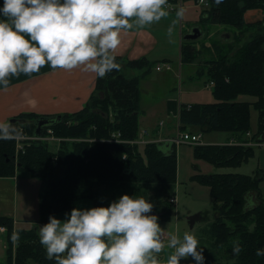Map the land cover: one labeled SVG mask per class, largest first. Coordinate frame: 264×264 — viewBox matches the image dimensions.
<instances>
[{
    "label": "trees",
    "instance_id": "16d2710c",
    "mask_svg": "<svg viewBox=\"0 0 264 264\" xmlns=\"http://www.w3.org/2000/svg\"><path fill=\"white\" fill-rule=\"evenodd\" d=\"M178 1L169 0V3ZM206 1L209 6L205 9L203 23L230 25L239 37L249 34V29L255 32L237 48L232 59L225 53L209 61L208 81L213 83L215 100L181 103L179 126L181 129L196 126L205 131L229 132L238 141L264 140V19L254 26L244 20L246 10L264 9V0ZM197 54L198 49L191 41L181 44L182 62H193ZM116 59L120 68L104 77L96 76L94 88L80 110L57 115L22 113L16 117L24 120L22 123L8 121L17 131L9 138H0V178L24 171L40 181L38 210L42 225L48 222L49 215L69 211L81 199H95L96 193L118 183H155L162 190L176 182L173 143L154 141L140 151L130 142L140 130L141 77H129L123 69H144L143 76L148 72L149 61L145 56L128 59L116 55ZM240 95L256 99L238 101ZM251 108L257 111L258 128L247 137L246 133L251 130ZM58 115L60 118L55 119L54 124L44 127L41 137L34 136L35 120L53 119ZM48 129L53 136L61 138L55 150L42 138L48 135ZM117 133L119 141H114ZM18 137L23 138L17 141ZM17 143L21 148H17ZM195 151L215 166L235 167L252 156L253 147L197 144ZM262 176L263 173L257 177L226 173L195 177L211 189L215 217L209 232L214 243L224 246V253L240 264H264V255H257V249L264 248V198L258 187ZM246 195L255 197L254 207H245ZM170 204L156 207L160 219L166 218ZM98 205L100 203L96 202L95 206ZM247 221L254 225H247ZM0 226L5 228L6 264H56L40 244L37 226L15 229L13 219L6 216H0ZM236 242L242 245L239 253L233 252Z\"/></svg>",
    "mask_w": 264,
    "mask_h": 264
},
{
    "label": "clouds",
    "instance_id": "9594fccd",
    "mask_svg": "<svg viewBox=\"0 0 264 264\" xmlns=\"http://www.w3.org/2000/svg\"><path fill=\"white\" fill-rule=\"evenodd\" d=\"M220 0H217L219 3ZM169 0H3L0 5V84L20 73L80 68L104 77L119 69L116 51L123 33L143 29L167 16ZM185 9H176L182 17ZM172 27L168 34L171 36ZM17 130L0 122V138ZM245 207L256 200L245 196ZM143 195L122 194L109 204L73 207L64 219L49 215L38 227L39 241L56 264H205L204 248L189 231L164 229ZM170 248L167 259L160 253ZM242 245L236 242L233 252ZM264 255V248L257 249Z\"/></svg>",
    "mask_w": 264,
    "mask_h": 264
},
{
    "label": "rangeland",
    "instance_id": "374dc122",
    "mask_svg": "<svg viewBox=\"0 0 264 264\" xmlns=\"http://www.w3.org/2000/svg\"><path fill=\"white\" fill-rule=\"evenodd\" d=\"M179 1L180 2L177 4L168 3L165 6L169 14L158 21V25L148 26L159 36V42L155 44V46L157 44L158 46H154L151 49L152 53L150 51L147 56L149 61L148 72L146 77L140 80L141 99L139 104V129L147 128V131H151L153 128L156 129L154 131H156L157 135L166 132V134L171 136L179 129L195 134L200 133L202 142L199 144L221 143L217 145H225L226 143H236L253 147V154L246 161H243L235 167L215 166L196 154L195 144L182 143L175 145L177 172L176 182L173 186H164L163 189L160 190L155 183L134 184L125 181V184L121 185L118 183L115 187L111 186V188L102 189L95 194V199L86 198L81 200L77 207H92L96 202L106 206L113 199L127 193L130 195H143L151 199L155 203L153 212L155 210V212L159 213L156 207L168 205V198L171 196L175 199V202L169 203L171 206L166 218L159 220L167 234L178 231L182 236L185 231L193 232L198 237L200 246L204 248V255L206 257L205 264H240L237 259L231 258L224 253V249H226L224 246H217L214 243V239L209 232L210 223L213 222L215 216L212 210L214 201L211 196V189L209 186L198 182L195 177L198 174L208 175L226 173L257 177L263 173V176L258 181V187L261 197L264 198V140L252 139L254 145H250L242 143L250 139L238 141L236 136H232L229 132L205 131L196 126L181 129L178 125V119H175L171 110H169L170 113L165 110L164 99L165 93H170L172 97H179L184 101L213 102L215 100L212 92L213 84L210 85L212 82L208 81L207 76L208 67L210 65L209 61L220 58L225 53L228 54L229 59H232L237 48L247 42L250 38V34L255 32V30L249 29V34L239 37L234 27L227 24H220L223 30L216 32V28H214L213 25L202 22L204 19L203 10L209 6L206 0H203V3H199V0H197V2L194 0ZM179 7L185 9V14L182 18L176 16V9ZM253 9H259L264 13V9L262 8H251V10ZM263 19L264 17L253 22H248V24L254 26L255 23L261 22ZM181 22L183 26L182 33L180 34ZM169 26L173 29L171 36L168 34ZM194 26L200 28L201 35L189 41L198 49V54L193 62L185 63L181 61L179 52L180 40L184 34L190 31ZM236 37L240 39L237 41L235 40ZM163 59H167L173 64V71L168 75V78L166 77V81L164 80L165 75L163 69H169L171 66L166 63L167 61H163ZM157 67L160 69L162 68L163 71L158 72L160 69H157ZM201 70H203L204 74L201 77H196V72ZM131 71H133V73H131ZM128 73L140 74L141 72L140 69H129ZM188 74H191L192 77H188ZM255 99V97L248 95H240L238 97V101L246 102H253ZM160 122H163V124L161 125ZM250 126L251 130L246 134L251 136L258 128L257 111L253 108H251L250 113ZM47 133V136H43V140L49 144L52 150H55L61 138L53 136L51 130L50 132L47 131ZM26 137L28 138V136ZM22 138L23 137H19V140ZM67 140L74 141L75 139ZM136 140H139V142H134V144L138 146L140 151H143V148L147 144L154 142L150 138L142 137L140 133L137 135L135 141ZM17 148H21L20 143H17ZM194 166H198V169H195ZM18 176L20 177L19 187L21 189L19 196L20 203H24V200L25 203H29V200L30 203H32L33 197L34 199L37 198V191L34 186H38L40 181L35 177L29 176L24 171H19ZM199 211L203 214L202 219L197 220L193 227L190 228L187 217ZM63 213L65 214V212ZM64 214L62 215L64 216ZM246 223L251 227L254 225L253 222L250 223L247 221ZM227 225L230 224L228 223ZM23 226L24 228H31L33 224L28 223ZM167 237L169 236L167 235ZM167 237H165V241L168 240ZM1 244L6 245L4 234H0V254H3L2 259L0 258V264H6V247L2 249ZM170 251L172 250L165 246L160 255L164 259H167V255ZM182 264H187V261H182Z\"/></svg>",
    "mask_w": 264,
    "mask_h": 264
},
{
    "label": "crops",
    "instance_id": "0c3cea01",
    "mask_svg": "<svg viewBox=\"0 0 264 264\" xmlns=\"http://www.w3.org/2000/svg\"><path fill=\"white\" fill-rule=\"evenodd\" d=\"M179 2L180 1H178L177 3ZM204 12L205 10H203V13ZM205 16L206 15L204 14V17ZM263 17L264 13L259 9H249L244 13V20L246 23L256 21ZM155 24L158 25L159 22H154L152 25ZM180 24L181 34L183 25L182 22ZM210 25H213V27L216 28V32H220L221 30H223L221 29L220 24ZM182 41L187 40H183V37L181 38L179 52L180 46L183 43ZM157 42H159V36L156 34V32H154L153 29L148 26L143 29H139L134 25L133 29L123 33L122 43L117 49L116 55L124 56L128 59H137L139 57L145 56L148 59L147 56L149 55L150 51L152 53L151 49ZM157 46L158 44L155 47ZM163 61H167L166 63L170 64L171 66V68L169 69H163L165 75L164 80L166 81V77L168 78V75L173 71V64H171L167 59H163ZM163 70L161 68L160 70H158V72ZM143 71L144 69L140 70V74H129V69H124V73L126 75L128 74L127 76H140V80H143L146 77L147 73L141 76ZM131 73H133V71H131ZM203 74V70L197 71L196 77H201ZM96 76L97 75L95 73L86 72L80 68L66 71L62 69H52L48 65L43 66L40 71L36 73H20L19 75H13L9 78V83L7 85L0 84V122L9 121V119L17 117L22 113L32 112L39 115H57L76 112L80 110L88 100L94 88ZM188 77L191 78L192 75L188 74ZM181 103L195 102L184 101L179 97H172L170 93H165V110L168 113H170L169 110H171V113L175 116L176 120L178 118V111ZM141 130H147V128H143ZM154 130L156 129L152 128L151 131L148 130V134L145 137L150 138L158 143H166L167 138L171 137V135L166 134V132L164 134L157 135L156 131ZM18 172H16L12 177L0 178V216L11 217L14 221L15 229L24 228L23 225H26L28 223L33 224L31 228L36 226L38 227L41 225V223L39 222L38 210L39 184L38 186H34L37 191V198L34 199L33 197L32 203H30V200L29 203H25V200L24 203H20L19 196L21 189L19 187L20 177L18 176ZM81 200L77 202L75 207H77L78 203ZM64 212H70V210ZM62 214L64 213L61 212L55 216L64 219L65 217ZM161 227L163 228V226ZM24 229L30 228L25 227ZM4 231L0 230V234H4ZM167 235L168 234L164 229L163 237L165 238L167 237ZM4 247H6V245H2L1 248L4 249ZM0 255V258L2 259L3 254Z\"/></svg>",
    "mask_w": 264,
    "mask_h": 264
},
{
    "label": "water",
    "instance_id": "95a60500",
    "mask_svg": "<svg viewBox=\"0 0 264 264\" xmlns=\"http://www.w3.org/2000/svg\"><path fill=\"white\" fill-rule=\"evenodd\" d=\"M201 35V31H200V28L197 27V26H194L190 29V31H188L184 36H183V39L184 40H193L195 38H197L198 36ZM60 116L58 115L56 118H46V117H41V118H38L37 120L34 121V124H35V129H34V136L35 137H41L43 135V129L44 127L46 126H49V125H52L55 123V119H59ZM10 122H19V123H22L24 120L22 119H18L16 117H13L11 119H9ZM167 145H170V144H167ZM195 169H198V166H194ZM155 213V212H154ZM158 216H160V213H156ZM203 217V214L202 212H197L195 214H191L187 217V220H188V224H189V227L192 228L193 225L195 224V222L199 219H202Z\"/></svg>",
    "mask_w": 264,
    "mask_h": 264
},
{
    "label": "built area",
    "instance_id": "2783aa9c",
    "mask_svg": "<svg viewBox=\"0 0 264 264\" xmlns=\"http://www.w3.org/2000/svg\"><path fill=\"white\" fill-rule=\"evenodd\" d=\"M198 2L203 3V0H199ZM157 69H160V68L157 67ZM212 84L213 83H210V85H212ZM160 124L162 125L163 122H160ZM47 131L50 132V129H48ZM141 133H142V135H146L147 131L144 130ZM246 135H248V134H246ZM118 137H119V133L116 134V136L114 137L113 140L119 141ZM199 139H200L199 134H192V133L181 131V130H178L173 136L168 138V140L171 141L175 145H179L182 143H188V144L198 143ZM135 142H139V140H136ZM250 144H252V143H250ZM169 202H171V203L174 202V198H169ZM0 230L4 231V228L0 227Z\"/></svg>",
    "mask_w": 264,
    "mask_h": 264
},
{
    "label": "bare ground",
    "instance_id": "6f19581e",
    "mask_svg": "<svg viewBox=\"0 0 264 264\" xmlns=\"http://www.w3.org/2000/svg\"><path fill=\"white\" fill-rule=\"evenodd\" d=\"M180 130V129H179ZM142 131H144V130H140L139 131V133H140V135L142 136V137H145L147 134H148V131H147V134L146 135H142ZM186 132V131H185ZM189 133H191V132H189ZM192 134H195V133H192ZM199 135H200V139H199V141H198V143H192V144H195V145H197V144H199V143H201V134L199 133ZM247 137H249V135H246ZM169 138V137H168ZM168 138H167V141H169L168 140ZM17 140H19V137L17 138ZM131 143H134L135 142V140L134 141H130ZM169 142H171V141H169ZM253 142V140L252 139H250V140H248V141H246V142H242V143H247V144H250V143H252ZM172 143V142H171ZM242 143H240V144H242ZM226 144H230V143H226ZM234 144H236V143H234ZM175 145V144H174ZM250 145H254L253 143L252 144H250ZM3 227V226H2ZM4 228V227H3ZM4 230H5V228H4Z\"/></svg>",
    "mask_w": 264,
    "mask_h": 264
},
{
    "label": "flooded vegetation",
    "instance_id": "af4514ba",
    "mask_svg": "<svg viewBox=\"0 0 264 264\" xmlns=\"http://www.w3.org/2000/svg\"><path fill=\"white\" fill-rule=\"evenodd\" d=\"M254 199H255V197H254ZM256 202H257V200H256ZM215 215V214H214ZM215 217V216H214Z\"/></svg>",
    "mask_w": 264,
    "mask_h": 264
}]
</instances>
